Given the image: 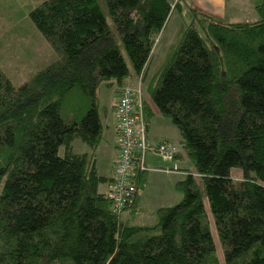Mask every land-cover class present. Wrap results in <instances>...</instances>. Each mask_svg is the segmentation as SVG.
<instances>
[{
    "label": "trees",
    "instance_id": "obj_1",
    "mask_svg": "<svg viewBox=\"0 0 264 264\" xmlns=\"http://www.w3.org/2000/svg\"><path fill=\"white\" fill-rule=\"evenodd\" d=\"M100 2L113 28L98 0H37L14 13L53 59L20 85L0 71V264H220L204 197L223 264H264V0L256 21L192 9L146 90L152 49L182 0ZM138 85L145 125L167 119L194 170L179 169L180 202L146 210L147 170L135 169L136 193L116 213L98 190L112 182L95 167L98 89L113 86L117 98ZM75 140L88 151L75 153Z\"/></svg>",
    "mask_w": 264,
    "mask_h": 264
},
{
    "label": "rangeland",
    "instance_id": "obj_2",
    "mask_svg": "<svg viewBox=\"0 0 264 264\" xmlns=\"http://www.w3.org/2000/svg\"><path fill=\"white\" fill-rule=\"evenodd\" d=\"M31 1L33 0H0V71H2L14 85H20L26 82L32 72L43 67L53 59L49 45L36 31H34L24 17L26 14L25 9L37 3V0L34 2ZM257 1L258 0H225L227 4L226 7L219 8L213 6L211 2L207 0H182L181 12L172 11L166 25L165 36H159L152 49L151 66L154 67V65L159 64L160 60H162L166 47L174 41V34L180 23H182V21L186 23L191 22L190 16L192 15V9L198 12L208 13V15L211 14V16L227 23L256 21L257 16L252 4L254 6ZM98 2L104 13L107 24L110 28H113L112 21L109 18L104 4L100 2V0H98ZM17 9L20 12H24V15L19 17L14 15ZM120 51L128 67H130V63L122 46H120ZM154 70L153 68L152 71H149L147 79L143 81L145 90ZM105 89L110 92L113 90L107 87H105ZM145 98L149 102L147 94ZM180 152L183 154V157H185L181 147ZM189 168L191 172H193L194 169L192 166H189ZM230 175L232 178H240L242 173L240 169L235 168L230 171ZM262 184L264 185V183ZM203 203L209 221L211 237L216 249V255L220 264H223V253L220 241L215 229L213 216L205 197L203 198Z\"/></svg>",
    "mask_w": 264,
    "mask_h": 264
},
{
    "label": "crops",
    "instance_id": "obj_3",
    "mask_svg": "<svg viewBox=\"0 0 264 264\" xmlns=\"http://www.w3.org/2000/svg\"><path fill=\"white\" fill-rule=\"evenodd\" d=\"M207 1H210L213 6L219 8L226 7L227 5L225 0ZM165 30L166 28L160 34V37L165 36ZM157 66L158 64L152 67L150 61L148 73ZM134 84L135 80L130 82V86H133ZM109 88L113 90H111V92L107 91L104 86H100L98 89L102 135L95 154L96 172L99 176L105 177L107 179L112 178V171L117 152V119L115 113L116 97L114 95L115 87L112 86ZM146 133L150 143L159 141H166L170 143L175 149V156L173 161L169 162H162L153 155H148L146 157L145 163L148 170L145 172V188L139 192V206L140 208L146 210H155L160 207L173 206L181 200V195L174 190L175 184L183 179V177L178 174L181 173L179 169H189V166H191L180 152V135L176 128L167 119H162L158 115H156L146 125ZM71 145L75 153H85L88 151V147L79 140L73 141ZM163 170L170 171L167 173ZM110 187L111 181L109 180L108 183L100 185L98 190L100 193L108 194ZM138 222L143 224H151L154 222V219L151 217H143L140 218Z\"/></svg>",
    "mask_w": 264,
    "mask_h": 264
},
{
    "label": "built area",
    "instance_id": "obj_4",
    "mask_svg": "<svg viewBox=\"0 0 264 264\" xmlns=\"http://www.w3.org/2000/svg\"><path fill=\"white\" fill-rule=\"evenodd\" d=\"M171 1L174 3L175 0ZM141 96L138 85L136 88L119 89L116 98L117 152L109 191L112 209L116 213L134 197L136 187L133 173L135 169L148 170L145 163L148 155H153L162 162L173 161L175 156V149L170 143L148 141L146 125L136 108L140 107ZM163 171L168 173L170 170Z\"/></svg>",
    "mask_w": 264,
    "mask_h": 264
}]
</instances>
